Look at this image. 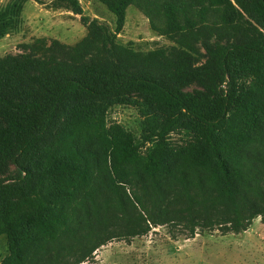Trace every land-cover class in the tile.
Segmentation results:
<instances>
[{
	"label": "trees",
	"instance_id": "obj_1",
	"mask_svg": "<svg viewBox=\"0 0 264 264\" xmlns=\"http://www.w3.org/2000/svg\"><path fill=\"white\" fill-rule=\"evenodd\" d=\"M26 1L0 9V39ZM98 1L114 29L93 19L74 45L0 57V264H80L153 227L240 233L264 219V0ZM130 5L176 44L119 43ZM131 103L140 139L107 122Z\"/></svg>",
	"mask_w": 264,
	"mask_h": 264
},
{
	"label": "rangeland",
	"instance_id": "obj_2",
	"mask_svg": "<svg viewBox=\"0 0 264 264\" xmlns=\"http://www.w3.org/2000/svg\"><path fill=\"white\" fill-rule=\"evenodd\" d=\"M12 1L0 0V9ZM55 1L28 0L24 3L16 24L0 39V57L26 53L42 56L54 40L74 45L87 35L93 19L115 28V15L98 0H80L82 14L57 8ZM233 3L245 24L261 29L239 4ZM117 41L142 51L176 44L155 31L149 18L135 5L128 6ZM194 87L191 85L189 89ZM145 121L146 115L138 104H114L107 110L109 125L120 124L138 139L145 132ZM170 140L181 145L187 137L175 131ZM10 170H14V166ZM8 254L7 237L1 235L0 260ZM80 264H264V219L255 218L251 226L240 233L197 228L191 234L183 223L153 227L142 236L112 239Z\"/></svg>",
	"mask_w": 264,
	"mask_h": 264
}]
</instances>
